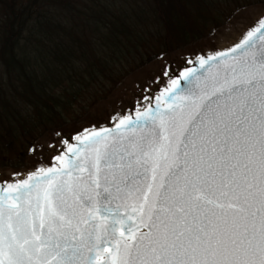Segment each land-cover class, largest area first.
I'll use <instances>...</instances> for the list:
<instances>
[{"label":"snow or ice","instance_id":"obj_1","mask_svg":"<svg viewBox=\"0 0 264 264\" xmlns=\"http://www.w3.org/2000/svg\"><path fill=\"white\" fill-rule=\"evenodd\" d=\"M185 63L0 184V264H264V13Z\"/></svg>","mask_w":264,"mask_h":264},{"label":"trees","instance_id":"obj_2","mask_svg":"<svg viewBox=\"0 0 264 264\" xmlns=\"http://www.w3.org/2000/svg\"><path fill=\"white\" fill-rule=\"evenodd\" d=\"M250 5L259 0H0V166L15 150L13 169L27 168L22 150L63 131L88 85L116 82L123 62L131 67L146 49L152 26L173 27L180 46ZM163 47L149 51L157 57Z\"/></svg>","mask_w":264,"mask_h":264},{"label":"rangeland","instance_id":"obj_3","mask_svg":"<svg viewBox=\"0 0 264 264\" xmlns=\"http://www.w3.org/2000/svg\"><path fill=\"white\" fill-rule=\"evenodd\" d=\"M135 6H137L136 3ZM156 11L163 17L161 12ZM262 13H264V7L250 5V7L233 14L232 18L220 28L212 31L208 30L207 34L200 35V39L191 40L188 44L180 46L176 45L178 35L174 33L173 27L169 28L164 24L162 28L152 26L150 35L147 34L145 38L146 45L148 44L146 49H141L138 54H134L137 59L130 62L131 64L134 63L131 67L126 61L123 62L126 67L123 70L125 65H121L122 69L115 73L118 74L115 78H119L116 82L110 83L105 77H100V79L88 85L89 87L83 94L80 103L75 105L74 111L77 112V115L68 116V121L66 120L62 128L63 131L59 132V136L53 134L38 139L34 144L36 147L34 152L29 151L31 148L25 151L22 150L19 156L23 155L26 159L20 162H23L27 168L13 169L10 162L12 161L13 165L18 164L14 159L16 157L15 150L10 151V154H6L5 157L8 160H5V164L0 166V183L23 180L27 178L29 173L35 172L38 167L51 166L57 149L59 150L65 146L62 139L69 141L70 138L83 133L85 129L92 130L111 124L117 114L119 116L127 114L129 109L136 107L137 100L143 101L145 96L148 97L150 92L164 84L167 77H162L161 72L165 66V61L171 60L173 72L186 64V58L194 57L201 52L210 53L216 50H226L239 42L244 33L256 23ZM191 15L189 12L184 15L190 30L196 28V23L192 22ZM169 17H171L169 14L166 15V19H169L166 24H169L172 20ZM160 44H165L166 47H163V50L159 48L160 53L156 57L157 54L149 50L155 49L157 46L160 47ZM161 54L164 58L158 59ZM122 70L124 74L120 75L119 73ZM126 71L129 72L126 74ZM16 173L20 175H14Z\"/></svg>","mask_w":264,"mask_h":264},{"label":"water","instance_id":"obj_4","mask_svg":"<svg viewBox=\"0 0 264 264\" xmlns=\"http://www.w3.org/2000/svg\"><path fill=\"white\" fill-rule=\"evenodd\" d=\"M253 25H254V24H253ZM251 27H252V26H251ZM185 66H187V67H191V66H193V65H186V64H185V65H183L182 67H180L179 69L174 70L173 73L178 72V71H181V70L183 69V67H185ZM164 86H165V85H164ZM164 86H163V87H164ZM163 87H162V88H158V89L154 90L153 92H151L149 98L155 97L157 94H159V92L163 89ZM149 103H154V101L150 99V100H149ZM107 127H114V124H112V125H110V126H107ZM97 129H99V128H97ZM70 142H71V143H75V141H74L73 138L70 140ZM65 148H66V146L60 148L59 150L57 149L55 156L58 155L60 152L64 151ZM53 163H54V162H53ZM0 184H2V183H0Z\"/></svg>","mask_w":264,"mask_h":264}]
</instances>
